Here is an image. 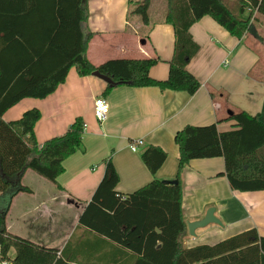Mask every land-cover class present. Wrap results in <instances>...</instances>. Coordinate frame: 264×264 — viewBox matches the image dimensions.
<instances>
[{"label":"trees","instance_id":"obj_1","mask_svg":"<svg viewBox=\"0 0 264 264\" xmlns=\"http://www.w3.org/2000/svg\"><path fill=\"white\" fill-rule=\"evenodd\" d=\"M88 4L89 0H0V196L7 201L6 211L0 213V264H67L64 251L59 257L58 250L9 233L6 215L14 197L31 192L21 185L25 173L31 170L56 184L64 173V162L84 151L85 132V122L78 117L64 135L39 143L35 134L42 117L39 109L28 110L9 123L4 120L6 112L25 99H47L73 68L80 77L99 72L111 78L114 85L108 84L106 93L128 85L193 96L202 85L187 69L200 52L191 28L208 16L241 40L264 21V0H167L165 22L174 28L175 45L168 78L160 81L151 76L152 68L161 62L158 57L110 60L98 67L90 63L87 52L92 34L82 28L90 17ZM151 5L152 0L130 1L129 16L149 26ZM229 120L235 126L228 132L219 133L216 125H189L176 134L180 153L176 185L154 179L132 194H119V175L109 160L80 226L117 246L126 264H264V238L256 229L215 245H185L188 223L181 176L192 160L222 157L233 191H264V124L246 112ZM167 159L168 154L158 147L142 153L153 176ZM11 177L16 182L9 181Z\"/></svg>","mask_w":264,"mask_h":264},{"label":"crops","instance_id":"obj_2","mask_svg":"<svg viewBox=\"0 0 264 264\" xmlns=\"http://www.w3.org/2000/svg\"><path fill=\"white\" fill-rule=\"evenodd\" d=\"M130 1L134 2L89 0L90 17L86 29L82 26L84 32L92 34L88 60L98 67L110 60L158 57L161 62L152 68L151 76L164 81L175 45L174 28L165 22L167 4L158 11L152 0L150 25L145 26L139 17L129 16ZM190 32L200 52L187 69L202 85L193 96L128 85L115 86L106 93L105 81L93 75L80 77L73 68L65 83L47 99H25L5 113L4 120L9 123L28 110L39 109L42 117L35 128L39 143L64 135L78 117L87 126L84 151L64 162V173L56 184L31 170L25 173L21 185L31 192L19 193L12 200L6 215L9 233L42 248L58 250L59 257L64 251L67 264H126L118 256L117 246L96 238L79 224L104 178L107 162L112 161L119 175L116 191L129 195L154 179L176 180L180 153L175 137L186 126L216 125L219 133L228 132L235 126L229 118L239 112L264 124V24L238 40L207 16ZM98 98L110 106L102 125L94 115ZM139 140L143 143L133 152L130 144ZM149 147L168 154L156 176L142 161V153ZM181 182L187 223L202 220L214 208L222 224L198 229L195 236L188 232L186 246L215 245L251 229L264 238V191H233L224 158L192 160ZM15 255L12 250L10 257Z\"/></svg>","mask_w":264,"mask_h":264},{"label":"water","instance_id":"obj_3","mask_svg":"<svg viewBox=\"0 0 264 264\" xmlns=\"http://www.w3.org/2000/svg\"><path fill=\"white\" fill-rule=\"evenodd\" d=\"M93 76L105 81L109 85H114L111 78L101 75L99 72L93 73ZM169 183L174 184V185L178 184L176 180L169 181ZM211 224L222 226L221 222L215 217L214 208H211L210 210H208L205 218H203L202 220L188 223L187 225L188 232L191 236H195L196 230L206 228L207 226Z\"/></svg>","mask_w":264,"mask_h":264},{"label":"built area","instance_id":"obj_4","mask_svg":"<svg viewBox=\"0 0 264 264\" xmlns=\"http://www.w3.org/2000/svg\"><path fill=\"white\" fill-rule=\"evenodd\" d=\"M109 113H110V106L107 103V101L104 98H98L95 101V108H94V115H95L97 122L100 125L104 124L106 120L108 119ZM86 127L87 126L85 125V130H86ZM142 143L143 142L141 140L132 142L130 144V149L133 152H138L139 146H141ZM3 264H10V263L5 262Z\"/></svg>","mask_w":264,"mask_h":264},{"label":"rangeland","instance_id":"obj_5","mask_svg":"<svg viewBox=\"0 0 264 264\" xmlns=\"http://www.w3.org/2000/svg\"><path fill=\"white\" fill-rule=\"evenodd\" d=\"M134 1H138V0H134ZM139 1H141V0H139ZM155 4H156V6H157V9L158 8H160V6H163V7H166V4H167V0H155ZM154 4V5H155ZM158 11H160V9H158ZM155 16H157V11H156V13H155ZM264 24V21H263V23H261V25H263ZM260 25V24H259ZM258 25V26H259ZM86 26H87V23L86 24H84V29H86ZM251 32H248L247 33V35H249ZM16 177H11V178H9V181H15L16 182ZM8 194V193H7ZM6 208H7V201L6 202H3L1 199H0V213H2V212H5L6 211ZM14 253L12 252V255H13Z\"/></svg>","mask_w":264,"mask_h":264}]
</instances>
